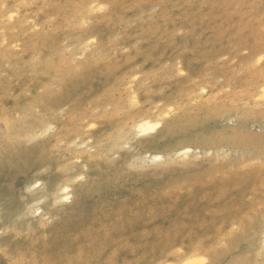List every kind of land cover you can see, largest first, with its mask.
Here are the masks:
<instances>
[{"label": "rangeland", "instance_id": "1", "mask_svg": "<svg viewBox=\"0 0 264 264\" xmlns=\"http://www.w3.org/2000/svg\"><path fill=\"white\" fill-rule=\"evenodd\" d=\"M263 225L264 0H0V264H264Z\"/></svg>", "mask_w": 264, "mask_h": 264}, {"label": "bare ground", "instance_id": "2", "mask_svg": "<svg viewBox=\"0 0 264 264\" xmlns=\"http://www.w3.org/2000/svg\"><path fill=\"white\" fill-rule=\"evenodd\" d=\"M136 32H138V31H136ZM160 36H161V34H160ZM203 109H206L204 114H203V112H197V111L192 113V111L189 110V112L187 111L188 113L186 112L185 115L178 117L174 120H171L170 122H168V125L166 126V129L164 130V132L159 134V138L162 136L165 137L167 135L174 136L177 133H183L186 131H190L191 128L199 121V119L203 115H205V114L206 115H212V114L217 115V114H221L225 110L223 106L217 107V108H211V106H208V107L203 108ZM160 124L161 123L159 121H153V120L148 118V119H145L141 122H137L135 124V127H136V129L138 128V130L140 132L149 133V132H154L156 130V128H158L160 126ZM242 133L243 132L241 131V129L233 128V129H230L229 131L223 133L222 135H220L219 138H227L228 140H235L238 136H241L244 134V133L243 134ZM200 137H201L200 134L192 133V132L190 134H183L178 139H176L175 144L177 145V147H175V148L183 147L184 152L190 151L192 143L200 141L201 140ZM157 139L158 138L155 134L154 136L149 137L148 141H149V143H154ZM16 151L20 152L18 148L16 149ZM155 156L157 158L156 160L158 161L160 154H156ZM50 194L54 197V194H55L54 188L50 189Z\"/></svg>", "mask_w": 264, "mask_h": 264}]
</instances>
